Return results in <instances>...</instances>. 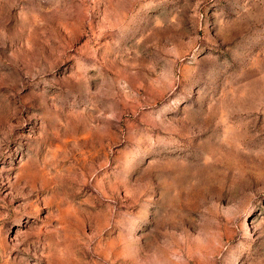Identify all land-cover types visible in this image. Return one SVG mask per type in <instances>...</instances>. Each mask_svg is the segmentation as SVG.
Here are the masks:
<instances>
[{"label": "rangeland", "instance_id": "obj_1", "mask_svg": "<svg viewBox=\"0 0 264 264\" xmlns=\"http://www.w3.org/2000/svg\"><path fill=\"white\" fill-rule=\"evenodd\" d=\"M0 264H264V0H0Z\"/></svg>", "mask_w": 264, "mask_h": 264}]
</instances>
